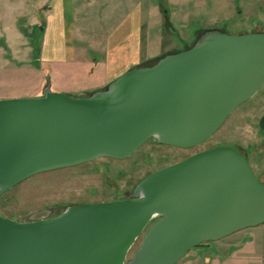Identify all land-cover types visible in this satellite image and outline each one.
Returning <instances> with one entry per match:
<instances>
[{"label": "water", "instance_id": "1", "mask_svg": "<svg viewBox=\"0 0 264 264\" xmlns=\"http://www.w3.org/2000/svg\"><path fill=\"white\" fill-rule=\"evenodd\" d=\"M263 87L264 32L209 31L90 96L49 83L43 96L1 99L0 197L40 173L127 159L150 139L201 145ZM261 224L264 182L242 151L214 147L150 174L128 199L27 222L0 214V264H176L202 243Z\"/></svg>", "mask_w": 264, "mask_h": 264}, {"label": "rangeland", "instance_id": "2", "mask_svg": "<svg viewBox=\"0 0 264 264\" xmlns=\"http://www.w3.org/2000/svg\"><path fill=\"white\" fill-rule=\"evenodd\" d=\"M58 2L0 0V100L43 96L49 83L53 91L72 97L92 95L103 80L101 72L92 73L102 64L91 71L93 57L100 56L102 59L105 48L102 39L131 14L138 0H74L75 5L69 9L66 7V20L75 8V27L81 35L77 42L78 61L71 63H55L48 57L51 43L59 41L48 39L50 18L54 12L57 13L54 9ZM166 3L167 0H153L154 6ZM182 3L189 8L185 27L178 26V18L172 28L166 27L163 32L153 27L152 44L163 52L187 50L209 31L223 30L238 35L253 28L258 20L264 21V0H182ZM161 22L166 24L165 18ZM9 28L10 42H4L3 33L6 30L9 37ZM53 33L55 38H59V33ZM60 40L59 46H67L69 36L62 35ZM263 113L264 87L255 97L235 109L213 137L201 145L179 148L150 139L124 160L100 158L40 173L0 197V214L27 222L37 212L47 211L49 217H55L75 204L128 199L133 196L138 183L150 174L199 152L221 146L234 147L246 154L264 182V130L260 127ZM145 233L130 251L128 260L140 247ZM196 249L193 248L187 256ZM186 257L176 264H185Z\"/></svg>", "mask_w": 264, "mask_h": 264}, {"label": "crops", "instance_id": "3", "mask_svg": "<svg viewBox=\"0 0 264 264\" xmlns=\"http://www.w3.org/2000/svg\"><path fill=\"white\" fill-rule=\"evenodd\" d=\"M74 3V0H59L57 8L54 9L57 13L54 12L50 18L48 39L60 41L51 43L48 51V57L55 63L78 61L77 42L81 35L75 27V8L69 20H66L65 16L66 7L69 9ZM188 9L182 0H167L165 5L159 6H154L153 0H138L131 14L102 39L105 44L102 59L100 56L93 57L94 64L91 71L95 66L102 64V67L99 66L92 73L101 72L103 80L92 94L104 90L127 71L149 66L151 62L173 54L172 50L163 52V49L161 51L157 49L156 44H152L153 27L163 32L166 27L172 28L177 18L178 26L185 27ZM162 18H165L166 24L161 22ZM53 31L59 33V38L54 37L56 34ZM8 32L9 37L6 35V30L3 33L4 42H10V28ZM222 32L229 33L223 30ZM252 32H264V21L258 20L253 28L239 34ZM60 34L63 37L66 34L69 36L71 42L68 41L67 46H59ZM8 47L10 48V43ZM263 116L264 113L261 118ZM197 248L192 255L186 257L185 264H264V224L245 228L221 240L206 242Z\"/></svg>", "mask_w": 264, "mask_h": 264}, {"label": "trees", "instance_id": "4", "mask_svg": "<svg viewBox=\"0 0 264 264\" xmlns=\"http://www.w3.org/2000/svg\"><path fill=\"white\" fill-rule=\"evenodd\" d=\"M246 155V154H245ZM247 156V155H246ZM205 243H202V244H200V245H198V246H196V247H199V246H202V245H204Z\"/></svg>", "mask_w": 264, "mask_h": 264}, {"label": "flooded vegetation", "instance_id": "5", "mask_svg": "<svg viewBox=\"0 0 264 264\" xmlns=\"http://www.w3.org/2000/svg\"><path fill=\"white\" fill-rule=\"evenodd\" d=\"M159 218H160V217H159ZM159 218H158V219H159ZM158 219H157V220H158Z\"/></svg>", "mask_w": 264, "mask_h": 264}]
</instances>
